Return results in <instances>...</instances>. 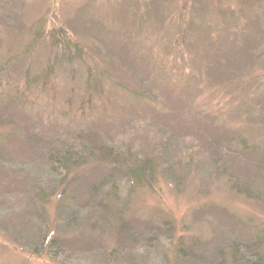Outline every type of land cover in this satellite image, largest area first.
<instances>
[{
	"label": "rangeland",
	"instance_id": "374dc122",
	"mask_svg": "<svg viewBox=\"0 0 264 264\" xmlns=\"http://www.w3.org/2000/svg\"><path fill=\"white\" fill-rule=\"evenodd\" d=\"M192 1L0 0V264H264V84L227 87L264 46V0H197L202 19ZM185 3L211 34L182 77L166 56ZM234 32L220 64L210 43ZM64 146L158 166L136 186L87 162L43 194Z\"/></svg>",
	"mask_w": 264,
	"mask_h": 264
},
{
	"label": "trees",
	"instance_id": "16d2710c",
	"mask_svg": "<svg viewBox=\"0 0 264 264\" xmlns=\"http://www.w3.org/2000/svg\"><path fill=\"white\" fill-rule=\"evenodd\" d=\"M202 2V1H201ZM200 1L193 0L190 3V6H193L192 8L188 6V9H191L196 12L199 19L203 18L204 10L201 8ZM189 5V4H188ZM200 7V8H198ZM183 12H182V24L180 28H173L174 32L172 33V47L171 50H168L167 53V61L166 64H168V67L170 68V72L172 73L174 68L175 72L173 75L176 76V74H180L182 77L190 76L191 70L186 69L185 64L181 61H185L186 63L191 62L190 56L188 55L190 48H192L194 45L192 44L191 37H195L196 41H203L208 38V36L211 33H208L207 29L200 27H194L195 20L192 19L194 17V13L192 15L189 12H187V5L183 4ZM220 14H223L221 12ZM229 19H232L233 17H228ZM151 18H148V21H150ZM160 21V27L164 29V23L163 19H159ZM235 27V31L238 30L239 33H241V41L245 39L246 30L241 28L239 24H237ZM241 28V32H240ZM61 30L52 31L51 33H55L51 35V42L52 44L50 47L52 48V51L54 52V62L57 59L58 61L67 59L68 62L73 61V55L77 54L78 58L80 56V53L82 49L79 44L72 43L71 41H65L63 38L60 37ZM218 34L220 39L223 37L226 39L225 42L219 43L220 40L214 36L213 43H210L212 45L213 50H215V57L218 58V63L224 64L225 62V56L228 53L235 54L236 50L240 47L238 44L232 42V38H235V32L231 35L230 38L223 36L222 33H215ZM66 36V35H65ZM249 37V36H248ZM186 39L189 40L188 43H186ZM208 44V43H207ZM242 44V43H241ZM209 45V44H208ZM79 46V47H78ZM242 46V45H241ZM203 49V48H202ZM167 51L166 45L164 46L161 54L163 52ZM242 51H244L242 49ZM248 53V52H247ZM254 55L253 60V67L252 70L244 74L241 77H235L232 78L227 87H243L245 85L254 84L257 85L262 83L264 84V46L258 45L255 41V49H253V52L249 51V54ZM248 54V55H249ZM165 56V55H164ZM179 58V59H178ZM177 59V60H176ZM222 60L224 62H222ZM222 62V63H221ZM190 67V66H189ZM61 153H64L62 155ZM124 151H118L115 148H87V149H81V148H73L72 146H64L61 148H57L52 150L46 157V162L49 164L48 168L51 171L53 178L49 182H42L40 184V188L43 194L45 192L51 191L53 194L56 191L61 192V195L67 193V189L71 183V181H75L77 178H73L72 180L67 181L66 176L69 169L75 170L80 164L83 163H95L96 165H100L102 167L110 168L114 172H119L123 178L126 180L130 179V182H132L136 186H141L145 184L143 180V170L148 171V173H152V170L155 169V166L157 165V162L155 161L154 165L151 166L150 161L152 160H146L144 162H131L130 158H127L125 154H123ZM164 153L163 148L158 149V151H155V157H162V154ZM150 173V174H151ZM65 178V179H62ZM59 179H61V182ZM59 182V183H58ZM61 188V189H60ZM34 189V187H33ZM116 218L115 220L119 222V219L122 220L121 212H116ZM238 247H236L237 249ZM179 252L180 257H183L184 252L187 255V251ZM223 252H220L219 255L222 256ZM235 256V254H234ZM246 256V254H244ZM261 257H263L262 254H260ZM237 260V259H236Z\"/></svg>",
	"mask_w": 264,
	"mask_h": 264
}]
</instances>
